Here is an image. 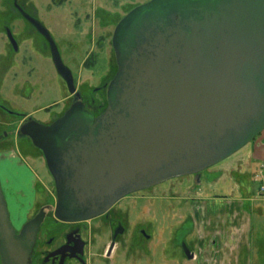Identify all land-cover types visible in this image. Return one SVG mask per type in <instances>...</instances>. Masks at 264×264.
Listing matches in <instances>:
<instances>
[{
    "label": "water",
    "instance_id": "1",
    "mask_svg": "<svg viewBox=\"0 0 264 264\" xmlns=\"http://www.w3.org/2000/svg\"><path fill=\"white\" fill-rule=\"evenodd\" d=\"M69 93L73 78L55 44ZM116 71L98 116L75 103L24 131L54 183V216L81 222L202 171L264 129V0H150L113 30ZM40 219L16 234L0 184V263L29 264ZM112 246V244H111Z\"/></svg>",
    "mask_w": 264,
    "mask_h": 264
},
{
    "label": "rangeland",
    "instance_id": "2",
    "mask_svg": "<svg viewBox=\"0 0 264 264\" xmlns=\"http://www.w3.org/2000/svg\"><path fill=\"white\" fill-rule=\"evenodd\" d=\"M50 1L34 0V3L40 21L50 33L63 64L71 72L76 84L82 85V82L87 81L90 86L97 87L103 76L108 73L111 75L108 71L113 67H110L109 63L116 66L111 45L116 23L130 8L150 0H60V5ZM47 4L49 7H46ZM8 74L6 72L0 76L5 80L0 88V101L5 107L15 113L29 114L41 121L48 119L45 110L55 113L60 111L62 98L67 91L63 88L49 58H38L33 64L22 66L14 82L9 79ZM26 145L30 144L23 138L19 141L13 140L10 149L0 148V184L10 222L15 229L21 227L24 219L33 214L39 206L48 204L51 207L54 204V198L49 194L52 183L48 169L31 146H28L30 152L24 150ZM222 161L212 167L215 168ZM216 176L217 174L204 170L200 184H203V179L212 181ZM233 179L232 185L238 189L237 195L243 188L247 192L257 191L253 176L240 181L236 177ZM176 182L171 180L170 183L174 186ZM41 185L48 191V197L47 193H41ZM191 185V192L199 188L193 186L191 177H184L183 186ZM165 186L156 185L135 192L121 202L120 206L125 202L130 206L129 232L127 237L121 238L124 244L115 245L108 260L97 257L94 253L93 264H211V257L207 254L204 259L199 255L198 260L191 261L184 257L179 244L194 224L196 201L181 192H163ZM254 203L261 207L262 212L249 216L252 250L248 264H264V199L257 194ZM55 223L50 217L47 218L42 225L43 233L53 230ZM137 223L147 228L151 237L147 243L136 235ZM191 233L192 237L198 238L195 229L192 228ZM102 243L105 246L107 239H103ZM254 243L257 245L254 246ZM258 244L261 246L259 252ZM225 249L224 253L227 254L230 248ZM93 250L91 253L95 252V249ZM194 250L198 256L197 247Z\"/></svg>",
    "mask_w": 264,
    "mask_h": 264
},
{
    "label": "flooded vegetation",
    "instance_id": "3",
    "mask_svg": "<svg viewBox=\"0 0 264 264\" xmlns=\"http://www.w3.org/2000/svg\"><path fill=\"white\" fill-rule=\"evenodd\" d=\"M50 2H57L58 5L62 3L60 0H51ZM46 7H49V4ZM42 28L53 41L50 33L40 21L34 0H0V76L8 72L9 79L14 82L18 70L22 66L31 65L35 61H38V58L39 60L42 57L49 58L53 63L52 45L47 36L40 32ZM109 66L113 67V64L111 65L109 63ZM108 72H111V68ZM10 73H12L11 76ZM58 77L67 92L62 98L59 112L55 113L45 110L48 115L46 121L35 119L29 114L15 113L5 107L0 101V148L5 150L10 149L13 140L19 141L24 138L28 140L30 144L28 146H31L36 151L38 157L42 158L46 165L42 151L35 147L30 138L24 134V131L27 130V125L31 122H37L48 126L60 118L75 103H81L84 109L94 117L104 111L106 88L112 79L109 73L102 77L97 87L90 86L87 81L82 82V85L76 84L75 80H73L75 88L74 94L69 93L66 83L59 74ZM4 81L0 77V88L3 86ZM28 146L26 145L23 148L27 152H30ZM49 177L52 183V190L49 191V194L54 198L55 204L56 194L54 183L50 174ZM188 177H191L193 186L199 187V184L202 182V174L200 177L198 175H190ZM182 178L170 179L158 185H166L163 187V190L166 188L163 192L176 193L173 190L175 186L170 182L171 180L178 181ZM197 182L199 183L197 184ZM191 187L192 185L189 186L190 192L193 191ZM38 188L39 186L37 185L36 189ZM40 189H43L41 191L42 194L47 193V197L49 196L48 191H45L42 185ZM132 194L121 198L104 214L81 222L58 220L53 214L54 204L51 207L48 204L39 206L33 214L24 219L21 227L15 229L12 226L15 233L19 234L23 227H27V224L40 219V224L35 233L31 249L29 264H93L92 255L94 253L97 257L108 260L111 257V253L114 252L115 245L118 243L120 245L124 244L121 238L127 237L129 232L130 206L128 202L122 203L124 206L120 205L125 198H128ZM49 217L56 223L54 228H52L53 230L43 233L42 225ZM187 218L190 219L189 216ZM192 228L186 232L183 238L184 240L179 244L183 249L184 257L189 261L196 259L194 248L198 241V238L192 237ZM135 233L146 243L151 240L147 228L143 224H136ZM101 239H107L105 246H103L104 244ZM93 249H95V252L91 253V251H94Z\"/></svg>",
    "mask_w": 264,
    "mask_h": 264
},
{
    "label": "crops",
    "instance_id": "4",
    "mask_svg": "<svg viewBox=\"0 0 264 264\" xmlns=\"http://www.w3.org/2000/svg\"><path fill=\"white\" fill-rule=\"evenodd\" d=\"M261 167L264 168V129L215 168H210L208 171L217 174L216 178L212 181L203 179V184L194 192L189 191V186H183V178L175 180L174 191L196 201L193 229L198 233L196 247L199 254L195 260L199 255L204 259L207 254L211 264H248L252 250L249 216L260 214L262 209L254 203L257 191L247 192L243 188L237 195L238 189L232 183L234 177L239 181L248 176L252 178ZM260 197L264 199V196ZM227 247L230 251L225 254Z\"/></svg>",
    "mask_w": 264,
    "mask_h": 264
},
{
    "label": "built area",
    "instance_id": "5",
    "mask_svg": "<svg viewBox=\"0 0 264 264\" xmlns=\"http://www.w3.org/2000/svg\"><path fill=\"white\" fill-rule=\"evenodd\" d=\"M254 180L258 183V193L264 195V173L261 169L254 174Z\"/></svg>",
    "mask_w": 264,
    "mask_h": 264
},
{
    "label": "trees",
    "instance_id": "6",
    "mask_svg": "<svg viewBox=\"0 0 264 264\" xmlns=\"http://www.w3.org/2000/svg\"><path fill=\"white\" fill-rule=\"evenodd\" d=\"M130 9H132V8H130ZM115 71H116V66L114 65L113 68L111 69V72H110L111 73L110 78L113 77V74L115 73ZM104 107H106V102L105 101H104Z\"/></svg>",
    "mask_w": 264,
    "mask_h": 264
}]
</instances>
